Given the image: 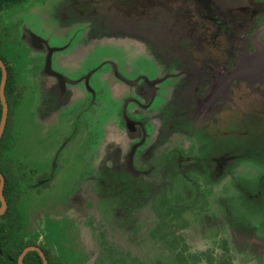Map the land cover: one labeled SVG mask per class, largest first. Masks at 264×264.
Instances as JSON below:
<instances>
[{
    "label": "flooded vegetation",
    "instance_id": "af4514ba",
    "mask_svg": "<svg viewBox=\"0 0 264 264\" xmlns=\"http://www.w3.org/2000/svg\"><path fill=\"white\" fill-rule=\"evenodd\" d=\"M46 4L54 44L20 17ZM0 61V224L17 251L0 264H264L263 159L204 149L264 124V0H1ZM2 80L0 65V130ZM111 111L102 157L83 166L89 118ZM65 121L50 164L32 161Z\"/></svg>",
    "mask_w": 264,
    "mask_h": 264
},
{
    "label": "rangeland",
    "instance_id": "374dc122",
    "mask_svg": "<svg viewBox=\"0 0 264 264\" xmlns=\"http://www.w3.org/2000/svg\"><path fill=\"white\" fill-rule=\"evenodd\" d=\"M29 8L30 9L24 10L23 12L20 13V17L22 21L29 29L34 30V32H36L39 36L44 37L52 44H54L56 41L61 40L62 37H64L63 32L51 28V26L49 25V21L45 22V20H42L43 16L47 14L50 15L49 5L46 4L45 6L40 8L38 7L33 8L32 5L29 6ZM79 31L80 30L78 29L68 30L66 38H68L69 40H74L73 38L80 33ZM55 32H57V34ZM71 59L73 60H71L72 69L70 73L74 75L79 72L78 69L81 66V62L76 61L74 58ZM85 65L83 64V68L85 67ZM79 92L81 93L80 95L83 97V91L80 89ZM105 117L107 118V120L103 122V127L99 128V122H101L103 118L106 119ZM117 118L118 117L116 116L115 111L113 112L111 111V113H108L106 115L98 112L95 116L89 118V121L93 124V126L90 129L91 133H88L85 136H83V166L87 165V163L94 165L95 162L100 157H102L105 149L104 135L109 126L111 127V129L109 128L110 130L109 133L111 131L112 132L114 131L113 126L117 124L118 122ZM50 126L51 125H49V127ZM241 126L244 125L240 123H234L233 126L232 124L228 125L227 129H230V132H236L240 129L246 128L245 126H247L250 130V134L247 136V138H243V140H241L239 137L236 136V134L226 135V137H223L222 132L219 131L218 134H216V137L214 135L213 139L209 141L206 140L204 149L224 148V147H232V148L237 147L241 149L242 147H244L243 149H247V150H243V151L256 152L258 153V155L261 156V158L264 161V124L263 125L256 124L255 126L254 124H249V125L246 124L244 127ZM72 131L73 129L69 126L67 121H65L63 125H60V127L54 126L52 128H49L48 134L45 135V139H40L41 141H44L45 144L42 145L41 148L38 149V151L35 150L37 151L36 157H30V159L32 161H37L36 163H42L45 166L50 164L51 160L49 158L51 156L49 154L53 153L56 150V148L60 146V144L63 142V139L66 138V136H68ZM37 135L39 137V135L41 134H39L38 132ZM118 136L120 138L123 137L120 135ZM78 143L80 144V142ZM113 143L115 142L113 141ZM79 144H76V142L73 143L71 142L65 148L66 155L68 157L70 156L69 160L76 162L77 158H74V156L76 154L75 152L79 149ZM242 206H243V210L245 211L244 212L245 214L248 215L250 212L251 213L254 212V208L249 204L243 202Z\"/></svg>",
    "mask_w": 264,
    "mask_h": 264
},
{
    "label": "trees",
    "instance_id": "16d2710c",
    "mask_svg": "<svg viewBox=\"0 0 264 264\" xmlns=\"http://www.w3.org/2000/svg\"><path fill=\"white\" fill-rule=\"evenodd\" d=\"M1 1V0H0ZM1 114V111H0ZM8 199L10 200V184L8 182L6 190H5ZM11 209L10 211H8V215H11ZM13 212V210H12ZM14 214V212H13ZM15 243V235H14V228L12 227V223L11 220H9V222L7 224H0V249L3 250V252L5 253V256H9L15 259L16 255H17V251L15 250H11L12 246ZM13 249V248H12ZM15 260L10 263L9 259L7 260V264H14Z\"/></svg>",
    "mask_w": 264,
    "mask_h": 264
},
{
    "label": "water",
    "instance_id": "95a60500",
    "mask_svg": "<svg viewBox=\"0 0 264 264\" xmlns=\"http://www.w3.org/2000/svg\"><path fill=\"white\" fill-rule=\"evenodd\" d=\"M0 65L3 69V80H2V84H1V99L3 102V106H4L2 124H1V130H0V134H1L2 128L6 122L8 108H7V103H6L5 95H4V87H5V83H6L7 71H6L4 64L1 61H0ZM0 196H1L2 203L5 204V200H4V197L2 195V190H0Z\"/></svg>",
    "mask_w": 264,
    "mask_h": 264
}]
</instances>
